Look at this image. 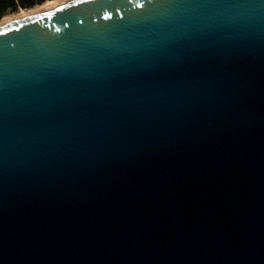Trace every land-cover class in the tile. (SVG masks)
Here are the masks:
<instances>
[{"label":"water","instance_id":"95a60500","mask_svg":"<svg viewBox=\"0 0 264 264\" xmlns=\"http://www.w3.org/2000/svg\"><path fill=\"white\" fill-rule=\"evenodd\" d=\"M0 264H264V0L1 25Z\"/></svg>","mask_w":264,"mask_h":264},{"label":"trees","instance_id":"16d2710c","mask_svg":"<svg viewBox=\"0 0 264 264\" xmlns=\"http://www.w3.org/2000/svg\"><path fill=\"white\" fill-rule=\"evenodd\" d=\"M44 2L46 0H0V20L7 13L17 12L20 8L29 9Z\"/></svg>","mask_w":264,"mask_h":264},{"label":"bare ground","instance_id":"6f19581e","mask_svg":"<svg viewBox=\"0 0 264 264\" xmlns=\"http://www.w3.org/2000/svg\"><path fill=\"white\" fill-rule=\"evenodd\" d=\"M71 0H48L46 2H44L43 4L31 9V10H23L20 14H18V16L10 19H3L1 22H0V26L1 25H4V24H7L11 21H15L17 19H21L23 17H26V16H29V15H32V14H35V13H39V12H42V11H45V10H48V9H51V8H54V7H57L63 3H66V2H69Z\"/></svg>","mask_w":264,"mask_h":264},{"label":"rangeland","instance_id":"374dc122","mask_svg":"<svg viewBox=\"0 0 264 264\" xmlns=\"http://www.w3.org/2000/svg\"><path fill=\"white\" fill-rule=\"evenodd\" d=\"M47 1V0H46ZM43 4V3H42ZM39 5H41V4H39ZM39 5H36V6H34V7H32V8H29V9H24V8H20L17 12H11V13H7L1 20H0V22L4 19H8V18H10V19H12V18H14V17H16V16H18V14H20L23 10H31V9H33V8H35V7H37V6H39ZM12 17V18H11Z\"/></svg>","mask_w":264,"mask_h":264}]
</instances>
